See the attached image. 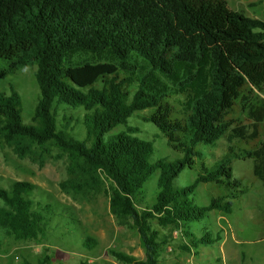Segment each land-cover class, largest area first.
Returning a JSON list of instances; mask_svg holds the SVG:
<instances>
[{
	"label": "trees",
	"instance_id": "1",
	"mask_svg": "<svg viewBox=\"0 0 264 264\" xmlns=\"http://www.w3.org/2000/svg\"><path fill=\"white\" fill-rule=\"evenodd\" d=\"M23 67L34 68L39 94L31 125L21 121L19 95L0 93V142L17 158L60 151L64 192L98 193L102 180L109 183L108 212L130 224L144 255L110 251L117 261L157 264L165 228L180 231L192 248L211 243L189 228L208 211L229 214L246 192L231 177L234 159L250 160L264 188V21L230 10L225 0H0V80ZM53 103L83 110V140L56 129ZM143 110L150 113L141 119L180 158L149 162L151 144L126 127ZM117 126L125 131L107 136ZM221 138L222 156L200 163L190 185L174 188L173 179L202 158L196 147L215 148ZM248 142L255 144L237 146ZM155 172L151 205L137 209ZM199 183L225 193L198 207L189 196ZM31 192L26 182L0 189V228L13 241L47 234ZM82 245L90 250L95 242Z\"/></svg>",
	"mask_w": 264,
	"mask_h": 264
},
{
	"label": "rangeland",
	"instance_id": "2",
	"mask_svg": "<svg viewBox=\"0 0 264 264\" xmlns=\"http://www.w3.org/2000/svg\"><path fill=\"white\" fill-rule=\"evenodd\" d=\"M230 10L241 12L243 15L264 21V0H225ZM34 68H19L13 74L0 80V93L9 94L14 90L20 98V117L25 125H31L34 106L38 100V89L33 78ZM264 98L263 95H260ZM54 104V103H53ZM56 129L64 131L76 140H83L84 128L81 108H68L63 105L52 106ZM150 110L133 113L126 122V127L136 129L138 139L146 141L152 146L149 162L156 160L172 161L181 157L174 151L149 122L141 119ZM125 131V126H117L107 136ZM215 148L198 145L196 150L202 154L200 160L194 159L190 169H184L172 181L174 188L190 185L199 170V164L209 165L212 160L222 156L225 152V141L219 139ZM255 142L238 143L237 146L251 148ZM65 156L55 148H50L42 156L17 158L9 147L0 142V189L8 190L13 182H26L33 186L29 193L35 211L45 219L47 234L36 242L13 241L4 235L0 228V264H124L110 255V251L121 252L138 260L144 255L137 235L128 222L118 221L109 212L107 196L104 191L109 183L102 180L98 193L74 194L64 192L59 184L66 179ZM231 177L242 187L248 189L243 196L231 204V212L227 219L236 230L235 237L241 241L250 239L245 246L233 245L227 241L218 251V242L204 248L197 256L190 253L188 240L181 232L172 228L159 230V238L166 237V243L159 248L157 264H264V189H261L251 172L250 160H232L230 163ZM157 172L152 174L142 187V192L135 203L137 209L151 205L156 192L155 182ZM254 188H260L256 195ZM225 192L211 183L199 184L189 196L192 203L198 207L207 205L211 198L221 196ZM260 201L259 215L256 219V202ZM2 202L0 201V207ZM259 220V223H258ZM204 219L191 223L190 232L197 236L223 231L230 232L225 222L217 227L208 225L205 230L201 227ZM153 225L155 222L152 221ZM229 227V226H228ZM85 238L94 240L95 245L88 250L82 243ZM186 244V245H184ZM189 246L184 251L182 247ZM187 248V247H186ZM197 257V258H196Z\"/></svg>",
	"mask_w": 264,
	"mask_h": 264
},
{
	"label": "crops",
	"instance_id": "3",
	"mask_svg": "<svg viewBox=\"0 0 264 264\" xmlns=\"http://www.w3.org/2000/svg\"><path fill=\"white\" fill-rule=\"evenodd\" d=\"M263 98V97H262ZM264 99V98H263ZM257 185H259V187L261 188V189H264L263 187H261V185L259 184V182L257 181V182H255ZM199 184H202V183H199ZM198 184V185H199ZM197 185V186H198ZM196 186V187H197ZM260 188H254L253 189V191L255 192V194L257 195L258 194V192L260 191ZM246 191H248V189H246ZM246 193V192H245ZM244 193V194H245ZM243 194V195H244ZM243 195H241V196H243ZM236 200V199H235ZM234 201V200H233ZM232 201V202H233ZM232 204V203H231ZM260 204V201L259 202H256V209H255V216H256V219H258V218H260V215H259V205ZM204 206H206V205H204ZM231 212V211H230ZM230 214V213H229ZM229 214H227V215H229ZM227 215H223V214H221V213H219V212H217V211H215V210H211V211H208V212H206V214L204 215V217L202 218V219H204L205 221H204V224L202 225V227H201V229L202 230H205V228L208 226V225H212L213 226V228H214V226L215 227H217V225L220 223V222H225L226 223V225L228 224V226H227V228L230 230L229 232V234H227V231H223L222 232V235L223 236H220L219 234H218V232H214V233H212V239H210L209 238V235H208V233H204V234H207L208 235V240H210V242L211 243H209V244H206V245H204V244H202V245H197V247L196 248H192V247H190V248H192L191 250H189L190 248H189V246H186V247H184V248H186L187 250H189L190 251V253H194V255L195 256H197L204 248H208V247H210L212 244H214V243H216V242H218V245H217V248H218V251L220 252V251H222V246L224 245V243H226L227 241H230V242H232V244L233 245H239V246H245V244H249L250 242H251V240L250 239H247V240H243V241H241L240 239H237L236 237H235V235H236V230L233 228L232 229V226H231V224H230V222H229V219H227ZM201 219V220H202ZM258 223H259V220H258ZM260 224V223H259ZM262 226V228L264 229V225L263 224H261ZM193 235V234H192ZM194 236V235H193ZM202 235L201 234H198L197 236H194V237H196V238H200ZM216 241V242H215ZM188 242V241H187ZM212 242H214V243H212ZM243 243H245V244H243ZM184 245H186V244H184ZM188 252V251H187ZM197 258V257H196ZM160 260H163L162 258H160L159 259V257H158V260H157V263H159L160 262ZM194 264H196V259L194 260Z\"/></svg>",
	"mask_w": 264,
	"mask_h": 264
}]
</instances>
